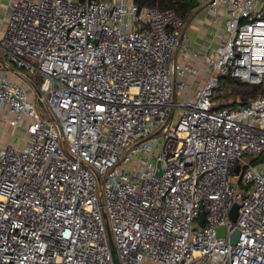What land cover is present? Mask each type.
<instances>
[{"label":"built area","instance_id":"obj_1","mask_svg":"<svg viewBox=\"0 0 264 264\" xmlns=\"http://www.w3.org/2000/svg\"><path fill=\"white\" fill-rule=\"evenodd\" d=\"M198 3L225 18L203 67L171 8L1 9L0 111L23 136L0 147V264H115L104 216L119 264H264V93L214 104L220 77L264 83V0Z\"/></svg>","mask_w":264,"mask_h":264},{"label":"crops","instance_id":"obj_2","mask_svg":"<svg viewBox=\"0 0 264 264\" xmlns=\"http://www.w3.org/2000/svg\"><path fill=\"white\" fill-rule=\"evenodd\" d=\"M10 1L16 2L18 0ZM8 2L9 0H0V10L6 6ZM224 20L225 18L223 15H220L218 18H211L206 8L198 3L186 20V25L183 29V37L186 39L187 48L192 52H196L199 59L190 58L187 59V61L193 65L203 67L201 66L202 60L214 56L215 48L224 41V36H222ZM17 133L23 136V130L20 129ZM9 143L10 142L6 141V144H0V147H5Z\"/></svg>","mask_w":264,"mask_h":264},{"label":"trees","instance_id":"obj_3","mask_svg":"<svg viewBox=\"0 0 264 264\" xmlns=\"http://www.w3.org/2000/svg\"><path fill=\"white\" fill-rule=\"evenodd\" d=\"M135 3L140 7L148 6L157 7L158 9L171 8L180 19L186 22L190 13L198 5V0H135ZM225 79L229 87V92L225 95V103L215 108L224 106L234 107L239 104L245 105L258 94L264 93V83L247 87L245 83L235 78L225 77ZM229 99L232 100L230 101ZM243 99H245V101H243ZM251 161L253 163H264V150L252 156Z\"/></svg>","mask_w":264,"mask_h":264},{"label":"rangeland","instance_id":"obj_4","mask_svg":"<svg viewBox=\"0 0 264 264\" xmlns=\"http://www.w3.org/2000/svg\"><path fill=\"white\" fill-rule=\"evenodd\" d=\"M13 1H16V0H13ZM2 17H3V12H1V10H0V20L2 19ZM0 36H1V33H0ZM22 71L27 74V70H22ZM30 77L33 79L35 78L32 75ZM220 80L222 83H225V87L223 90L215 91V94H216V98L214 99L215 107L220 106L221 104L225 103L224 102L226 100L225 95L227 94V89L229 88L228 84L225 82L226 79L224 77H220ZM38 81L40 82V79ZM245 85L247 87L253 86V84H248V83H245ZM29 99L35 103V109L37 110V112L39 114L42 115V110H44L46 112L43 102L38 101L37 95L35 93L29 92ZM175 101H177V98L175 99ZM236 106H242V105L239 104ZM4 117L5 116L3 115V112L0 111V144H3V143L6 144V141L11 142V140H12L17 145L20 142L22 135L17 133L14 136H12L11 129L4 122ZM42 117H48L47 113H45L44 116L42 115ZM238 178H239L238 176L233 177V181H237ZM144 263L145 264H152L148 261H146Z\"/></svg>","mask_w":264,"mask_h":264},{"label":"water","instance_id":"obj_5","mask_svg":"<svg viewBox=\"0 0 264 264\" xmlns=\"http://www.w3.org/2000/svg\"><path fill=\"white\" fill-rule=\"evenodd\" d=\"M243 101H245V99H243ZM162 169H163V163L161 161H158L156 174L160 175L161 172H162ZM238 171H239V168L236 167L234 169V171H233L234 175H237ZM238 206H239V202H236V203H234V205L231 208L230 218L232 220L236 219ZM202 221H203V215L201 214L200 218H199V224H202ZM104 222H105V227H106V231H107L108 243H109V247H110V250H111L112 257L114 259V263L115 264H119V262H118V260L116 258V248H115V245L113 243V240H112V237H111V233H110V229H109V226H108V221H107L105 216H104ZM238 233H239L238 230H235V231L232 232V234L230 235V242L231 243H234L236 241ZM217 235L218 236H224V228L223 227H219L218 228Z\"/></svg>","mask_w":264,"mask_h":264}]
</instances>
